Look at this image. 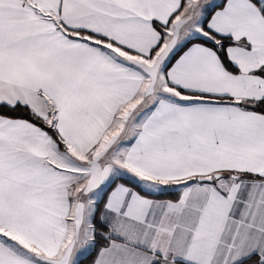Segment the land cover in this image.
I'll return each instance as SVG.
<instances>
[{"label":"snow or ice","instance_id":"1","mask_svg":"<svg viewBox=\"0 0 264 264\" xmlns=\"http://www.w3.org/2000/svg\"><path fill=\"white\" fill-rule=\"evenodd\" d=\"M0 264H264V0H0Z\"/></svg>","mask_w":264,"mask_h":264}]
</instances>
